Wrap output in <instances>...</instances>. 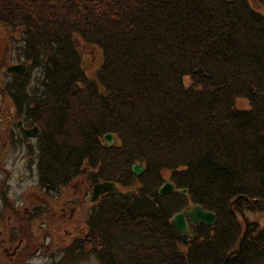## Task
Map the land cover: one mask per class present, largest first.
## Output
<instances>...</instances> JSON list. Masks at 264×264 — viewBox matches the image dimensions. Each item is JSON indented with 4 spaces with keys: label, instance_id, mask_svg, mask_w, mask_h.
<instances>
[{
    "label": "trees",
    "instance_id": "trees-1",
    "mask_svg": "<svg viewBox=\"0 0 264 264\" xmlns=\"http://www.w3.org/2000/svg\"><path fill=\"white\" fill-rule=\"evenodd\" d=\"M256 1L263 10L249 0H0V21L25 43L29 67L6 91L16 114L39 127L40 186L60 191L84 175L122 189L90 206L66 259L264 264V226L239 217L264 205V0ZM80 41L103 53L96 78ZM110 132L117 143L108 147ZM165 170L188 195L159 192ZM189 202L215 212L216 223L181 235L172 217Z\"/></svg>",
    "mask_w": 264,
    "mask_h": 264
},
{
    "label": "rangeland",
    "instance_id": "rangeland-1",
    "mask_svg": "<svg viewBox=\"0 0 264 264\" xmlns=\"http://www.w3.org/2000/svg\"><path fill=\"white\" fill-rule=\"evenodd\" d=\"M249 2L263 10L256 0ZM78 44L86 74L96 78L103 60L101 49L84 41ZM25 57L22 34L0 21V264H102L94 255L64 257L65 248L87 230L94 185L89 183V177L82 175L60 191L40 186L37 137L22 138L25 135L17 122L23 118L16 114L12 96L6 91V84L16 76L9 67L26 64ZM25 70L26 67L22 73ZM39 72V66L28 69L26 75L31 85ZM238 105L247 107L248 104L245 99H239ZM23 127L33 126L24 124ZM29 159L33 163H27ZM163 177L160 186L170 179V172L165 170ZM243 208L248 221L264 226L262 203ZM239 217L244 224L242 216Z\"/></svg>",
    "mask_w": 264,
    "mask_h": 264
},
{
    "label": "water",
    "instance_id": "water-1",
    "mask_svg": "<svg viewBox=\"0 0 264 264\" xmlns=\"http://www.w3.org/2000/svg\"><path fill=\"white\" fill-rule=\"evenodd\" d=\"M25 68V65L18 64L9 67L10 72H14L16 75H20ZM19 126L22 127V131L25 137L28 136H36L38 134V128H24L22 125V121L18 122ZM106 145L112 146L117 143V138L113 133H107L105 136ZM27 163H33L32 160H28ZM132 171L136 174H141L144 171V165L134 164L132 166ZM174 190H177L180 193L187 194V189H176V185L171 183L170 180L160 188V193L166 194L171 193ZM121 188L117 185L115 181H103L98 182L93 187V192L90 200L92 202L98 201L99 197L107 192H120ZM187 218L194 225H199L200 223H204L207 225H214L217 221V215L213 211H209L203 208L200 204L190 203L189 206L185 207L181 212L175 214L172 218L173 226L182 234L185 235L189 232Z\"/></svg>",
    "mask_w": 264,
    "mask_h": 264
}]
</instances>
